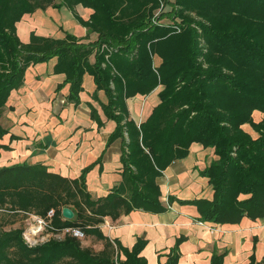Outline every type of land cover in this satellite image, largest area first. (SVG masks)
Segmentation results:
<instances>
[{"label": "trees", "instance_id": "16d2710c", "mask_svg": "<svg viewBox=\"0 0 264 264\" xmlns=\"http://www.w3.org/2000/svg\"><path fill=\"white\" fill-rule=\"evenodd\" d=\"M175 3L208 21V27L202 25L205 51L197 48L193 28L169 33L147 24L155 0H0V110L30 64L56 57L53 70L69 83L67 100L78 101L82 76L89 73L107 96L102 108L116 123L112 137H125L124 132L127 137L121 183L95 199L86 190L84 172L71 179L41 163L0 167V207L41 218L51 209L49 231L77 227L84 237L104 241L98 252L70 235L28 246L20 231L8 232L0 234V264H116L118 250L126 255L118 264H146L138 256L143 242L130 251L116 243L115 249L99 225L106 216L116 220L132 209L166 210L155 178L172 160L185 157L193 142L213 148L217 156L203 171L212 197L177 201L195 205L203 222L235 224L243 217L264 216V118L252 120L254 110L264 113V0ZM78 4L92 9L87 20L76 14ZM47 7L69 9L98 34L97 40L81 42L67 31L61 39L31 31L29 41L21 42L16 22ZM104 44L109 48L101 51ZM154 55L161 58L158 66ZM158 85L159 103L149 116L139 125L128 119L126 98L149 94ZM245 123L255 138L241 127ZM6 132L0 123V138ZM174 199L168 196L169 202ZM63 207L73 211L71 219L63 218ZM179 242L164 264L177 263ZM222 259L223 254L214 253L209 264H222Z\"/></svg>", "mask_w": 264, "mask_h": 264}, {"label": "crops", "instance_id": "0c3cea01", "mask_svg": "<svg viewBox=\"0 0 264 264\" xmlns=\"http://www.w3.org/2000/svg\"><path fill=\"white\" fill-rule=\"evenodd\" d=\"M75 12L87 20L93 11L78 4ZM31 31L56 39L63 38L67 31L85 43L98 38L96 32H89L65 7H47L24 14L16 22L20 41L27 43ZM100 49L104 50L102 46ZM89 60L93 62L94 54ZM152 62L158 66L161 58L154 55ZM55 63L56 57H52L30 64L22 83L11 90L1 108L0 123L7 132L0 138V167L41 163L48 171L71 179L84 172L90 197L105 196L122 181L121 157L126 150V133L125 137H112L116 123L102 108L107 96L96 87L89 73L82 76L78 101L67 100L69 83L63 73L54 72ZM161 89L162 85H158L149 94L126 98L128 119L137 125L143 122L159 103ZM263 118V112H252L254 122ZM241 127L252 137L257 136L248 123ZM216 159L213 148L191 143L185 157L172 160L155 178L159 201L170 208L161 212L132 209L116 220L106 216L99 225L102 234L115 249L118 244L130 251L138 241L143 242L138 256L146 264H164L177 240L180 242L176 264H209L214 253L223 254L222 264H249L250 260L259 264L264 257V216L255 220L243 217L235 224L205 222L204 226L197 223L199 213L195 205L177 201L211 199L212 187L203 171ZM170 195L175 197L171 202ZM81 244L98 252L104 241L85 235ZM125 256L122 250L116 251V264Z\"/></svg>", "mask_w": 264, "mask_h": 264}, {"label": "rangeland", "instance_id": "374dc122", "mask_svg": "<svg viewBox=\"0 0 264 264\" xmlns=\"http://www.w3.org/2000/svg\"><path fill=\"white\" fill-rule=\"evenodd\" d=\"M55 13L60 14L62 12L57 10ZM146 21L150 26L168 29L169 33H181L187 27L193 28L196 31L195 41L197 48L200 51L206 50L203 26L208 27V21L194 11H183L182 7L175 3V0H155V6L150 7ZM102 48L108 49L109 47L102 45ZM34 222L35 219L32 216H24L22 213H12L0 207V234L20 231L22 240L26 244L29 229ZM41 243L39 242L38 244Z\"/></svg>", "mask_w": 264, "mask_h": 264}, {"label": "built area", "instance_id": "2783aa9c", "mask_svg": "<svg viewBox=\"0 0 264 264\" xmlns=\"http://www.w3.org/2000/svg\"><path fill=\"white\" fill-rule=\"evenodd\" d=\"M167 208H170L168 205ZM53 210H49L47 212V218L37 217L35 215H30L35 219V222L31 225L28 233V237L26 238V244L28 246L37 245L39 242L47 241L50 238L62 239L65 235L73 236L77 239H83L84 233L81 229L77 227H64L60 229L58 232L49 231L48 229L52 228L51 218L53 216ZM200 225H206L203 221L197 222Z\"/></svg>", "mask_w": 264, "mask_h": 264}, {"label": "water", "instance_id": "95a60500", "mask_svg": "<svg viewBox=\"0 0 264 264\" xmlns=\"http://www.w3.org/2000/svg\"><path fill=\"white\" fill-rule=\"evenodd\" d=\"M61 214L64 219H71L73 217V211L69 207H63Z\"/></svg>", "mask_w": 264, "mask_h": 264}]
</instances>
